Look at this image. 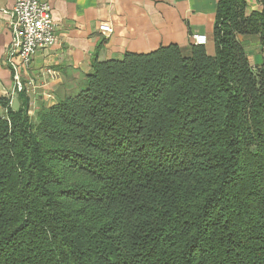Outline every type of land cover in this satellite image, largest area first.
Returning a JSON list of instances; mask_svg holds the SVG:
<instances>
[{"label":"trees","instance_id":"obj_1","mask_svg":"<svg viewBox=\"0 0 264 264\" xmlns=\"http://www.w3.org/2000/svg\"><path fill=\"white\" fill-rule=\"evenodd\" d=\"M212 45L94 60L33 116L0 101V264H264V8L219 0Z\"/></svg>","mask_w":264,"mask_h":264},{"label":"crops","instance_id":"obj_2","mask_svg":"<svg viewBox=\"0 0 264 264\" xmlns=\"http://www.w3.org/2000/svg\"><path fill=\"white\" fill-rule=\"evenodd\" d=\"M219 0H47L55 25V42L37 50L27 69L9 54L14 0H0V101L11 97L16 111L27 101L28 112L51 106L75 93L91 71L94 60H120L126 53L147 54L160 47L178 46L188 54L192 35H204L213 51L212 32ZM247 14L261 12L264 0H244ZM109 24L111 33L99 32ZM249 65L262 63L257 38L239 37ZM13 66V67H11ZM13 69L19 73L24 93L12 94ZM5 108L0 104V114Z\"/></svg>","mask_w":264,"mask_h":264},{"label":"built area","instance_id":"obj_3","mask_svg":"<svg viewBox=\"0 0 264 264\" xmlns=\"http://www.w3.org/2000/svg\"><path fill=\"white\" fill-rule=\"evenodd\" d=\"M12 41L9 54L19 60L22 68L27 69L35 52L51 47L55 42V25L52 20L51 6L47 0H14L10 12ZM103 35L111 33L109 24L102 23L98 27ZM193 46H206L204 35L190 37ZM13 67V66H11ZM12 94L24 93L19 73L13 69ZM5 98L11 100L8 93Z\"/></svg>","mask_w":264,"mask_h":264},{"label":"rangeland","instance_id":"obj_4","mask_svg":"<svg viewBox=\"0 0 264 264\" xmlns=\"http://www.w3.org/2000/svg\"><path fill=\"white\" fill-rule=\"evenodd\" d=\"M21 94L23 95V92H22ZM4 98H5V97H4ZM5 100H7V99L5 98ZM10 101H11L10 99H8V100L6 101V102H7V108L10 107ZM28 111H29V110H27V113H28L29 116H33V115H34V114L29 113ZM4 112H5V111H4Z\"/></svg>","mask_w":264,"mask_h":264}]
</instances>
